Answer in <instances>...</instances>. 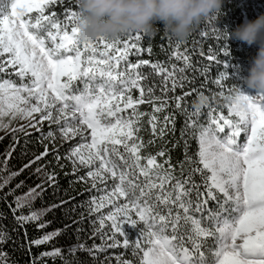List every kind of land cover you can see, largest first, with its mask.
Masks as SVG:
<instances>
[{
    "label": "snow or ice",
    "instance_id": "6c2138e0",
    "mask_svg": "<svg viewBox=\"0 0 264 264\" xmlns=\"http://www.w3.org/2000/svg\"><path fill=\"white\" fill-rule=\"evenodd\" d=\"M58 2L64 4V0H0V77H4L0 78V130L27 136L31 133L26 127L40 132L47 121L50 128L53 124L58 127L62 140L79 137L80 142L64 158L73 165V174L80 170L77 165L87 169L79 181L91 180L92 188L102 185L97 190L103 194L89 201V212L99 214L93 221V235L100 236L101 244L91 248L77 245L70 252L78 248L95 254L96 259L107 249H130L132 258L125 259L121 253L115 256L116 264H264V93L249 94L241 85H233L228 89L231 95L219 93L226 103L218 108L209 103L207 119L198 123L201 109L193 102L189 111L188 97L202 92L196 88L183 91L196 79L184 73L197 69L187 52L179 51L180 41L169 60H182L184 67L171 65L170 70L150 60L132 63L130 55L151 52L150 47L140 46V31L82 40L80 10L65 7L61 19L48 11ZM206 35L201 32V36ZM191 51L204 56L195 47ZM207 59L217 62L213 55ZM143 66L152 71L142 74ZM151 75L159 76V85L146 83ZM13 76L19 83L11 79ZM214 83L223 87L220 80ZM178 87L182 95L169 97L168 93H175ZM134 91H138L135 98ZM170 100L175 101L176 109L187 113L182 137L189 134L198 143V151L190 155L189 142L184 141L179 176L170 156L163 163L157 160L165 157L164 151L142 156L145 144L137 135L145 116L154 136L162 138L166 129L174 132L171 114L164 117L157 131L156 114L164 111ZM144 104L151 105L152 112H141ZM16 119L28 124L10 128ZM41 137V143L56 139L51 130L41 132ZM44 147L43 153L19 171L0 177V190L47 156L49 150ZM10 157L11 151L0 171H7ZM56 159L58 162L60 157ZM42 171L36 169L37 173ZM45 175L50 185L55 183V174ZM22 185L23 181L16 188ZM36 188L44 190L42 184ZM36 188L15 198L13 213L41 195ZM108 206L111 209L102 213ZM42 214L32 212L15 219L23 225L39 220ZM58 234H46L31 244H45ZM4 235L0 232V242H4ZM60 252H44L40 258ZM5 258L0 252V264H6ZM105 259L110 262L112 258Z\"/></svg>",
    "mask_w": 264,
    "mask_h": 264
},
{
    "label": "trees",
    "instance_id": "16d2710c",
    "mask_svg": "<svg viewBox=\"0 0 264 264\" xmlns=\"http://www.w3.org/2000/svg\"><path fill=\"white\" fill-rule=\"evenodd\" d=\"M65 7L79 10L76 0H64V4L58 2L48 11L56 12L63 19L62 12ZM261 14H264V0H224L220 15L209 17L196 28L187 40L182 41L179 51L181 53L186 51L190 57V63L197 69L195 73L190 69L184 73L189 79L193 76L196 79L193 84L186 85L183 91L196 88L210 98L212 107L218 108L226 103L224 98L219 95L220 92H223L225 96L231 95L232 93L228 89L232 88L233 85H241L243 90L246 89L241 78L247 75L251 60L258 52V45L248 46L246 43L228 38V36L245 19L254 20ZM156 28L157 30L154 33L141 32L140 46L145 49L150 47L151 52L144 51L140 55L132 54L129 56V60L132 63H137L140 60H150L153 63L161 62L170 70L171 65L184 67L182 60L177 61L175 57L169 60L170 54L176 50L177 40L167 33L163 25H157ZM201 32H207V35L201 36ZM194 47L197 49V53L202 51L204 56L193 54L191 50ZM209 55L215 56L217 62L209 61L207 59ZM121 67H123V64ZM151 71L149 66H143L140 69L142 74H148ZM11 79L19 83L15 76ZM215 80H220L223 87L214 83ZM146 83L159 85L160 78L158 75H151ZM159 94V91H157V95ZM133 95L134 98L138 96V91H134ZM180 95H182V90L179 87L175 93H168L169 97ZM196 97L195 93L188 97L189 111L193 110L192 103ZM181 104L183 107V101ZM139 110L150 113L152 112V106L144 104L140 106ZM223 110L227 115V108ZM208 111V107L201 109L202 114L198 117V123L205 122ZM169 114L174 117V132L166 129V134L162 138L154 136L151 126L148 124L149 118L145 116L140 123V131L137 135L145 144L141 151L142 156L156 155L157 152L164 151L166 153L165 157H157V160L163 163L164 159L170 156L171 164L177 165L175 175L179 176V162L184 160V141L188 140L189 142L188 152L190 155L198 151V143L197 139L189 134L182 137L181 131L185 129L187 113L176 109L174 100L169 101V106L164 111L156 114L159 118L157 131L162 126L164 117ZM192 119H197V117H192ZM17 127L19 126L12 128ZM171 127L170 124L169 128ZM53 128V125H51V128L48 125L43 126L41 131L38 132L35 129L26 127L25 131L31 133V135L26 136L23 132L13 134L10 130L0 135V137H3V139H0V169L4 168L6 154L11 151V157L7 161V171H0V177L3 178H7L10 172L19 171L25 164L43 153L45 145L49 150L47 156L25 169L0 190V232L5 234L4 242H0V252L6 254V264H34V261L36 264H116L115 256L121 253L124 254L125 259L132 258L131 250H125L122 247L107 249V251L98 254L96 259H93L95 254H90L78 248L76 251L70 252V249L77 245L91 248L93 244H101L100 236L93 235V221L97 219L99 214L89 212V201L92 197L98 198L103 193L97 190L100 188L99 186L92 188L91 184L78 180V177L83 176L84 171L79 170L73 174L72 164L64 158L66 154L62 148L52 149L50 147L51 142L48 139L43 140V143H41V132L45 134L49 130L53 132ZM225 131L227 132V129ZM223 135L221 134V137ZM13 136H15V139ZM149 140H153L154 143L149 144ZM57 155L60 157L58 162ZM167 167L168 165L165 164V168ZM184 167L187 168L188 165L185 164ZM37 168H42L43 171L37 173ZM46 173L55 174L54 184L50 185L48 183ZM21 181H23V185L16 188V185L20 184ZM41 184L43 185V191L36 188L37 185ZM34 188L41 195L25 202L21 208L13 213L12 209L16 208L15 198L24 196L30 189ZM13 189H15L14 192H12ZM6 194L8 195L5 199ZM62 201L67 203L62 204ZM53 205L59 206L52 207ZM110 209L111 206H108L101 211L106 214ZM32 212H43V214L39 220L28 221L23 225L17 223L15 217L27 216ZM41 224L46 226L40 227ZM105 231H108L107 227ZM56 232L59 234L53 236L45 244L39 246L31 244L32 241L41 239L46 234ZM129 238H133L131 232ZM118 239L122 238L118 237ZM108 242L111 243V241ZM30 244L31 247H29ZM55 249L61 250L60 255L40 258L41 253L52 252ZM105 257H111L112 259L109 262Z\"/></svg>",
    "mask_w": 264,
    "mask_h": 264
},
{
    "label": "clouds",
    "instance_id": "9594fccd",
    "mask_svg": "<svg viewBox=\"0 0 264 264\" xmlns=\"http://www.w3.org/2000/svg\"><path fill=\"white\" fill-rule=\"evenodd\" d=\"M224 0H78L81 12L80 38H116L126 32L154 33L163 25L177 41L187 40L202 22L222 12ZM228 38L248 46L258 45L243 85L255 93H264V14L254 20L245 19ZM210 98L201 93L194 101L202 109Z\"/></svg>",
    "mask_w": 264,
    "mask_h": 264
},
{
    "label": "rangeland",
    "instance_id": "374dc122",
    "mask_svg": "<svg viewBox=\"0 0 264 264\" xmlns=\"http://www.w3.org/2000/svg\"><path fill=\"white\" fill-rule=\"evenodd\" d=\"M247 93H249V94H253L252 93V91L251 90H249V89H244ZM54 115H55V113H54ZM6 122H7V119H6ZM28 124V121H26V120H20V119H16V120H13L12 121V123H11V125H10V128H12V127H14V126H20V125H27ZM49 126V124H48V122L47 121H45L44 123H43V126ZM53 126H54V128H53V132H54V134H55V136H56V139H55V141H54V143L53 142H51V148L52 149H63L64 151H65V154L67 155V153L69 152V150H70V148H72L74 145H76L77 143H79L80 142V139H79V137H77L76 139H74V140H70V141H64V140H62L61 138H60V132H59V129H58V127L55 125V124H53ZM38 127H39V125H38ZM31 129H33V128H31ZM8 130H10V129H5V130H0V135H2L3 133H5V132H7ZM244 139H245V137H244V135L242 134L241 135V142H243L244 141ZM77 167L78 168H80V170H83L84 171V173H83V176L85 175V173H86V171H87V169H84V168H82V167H80L79 165H77ZM72 168H73V165H72ZM91 184L92 185V182H91V180H88L87 181V184ZM97 186H99L100 188L102 187V185H99V184H97ZM111 186H112V182L111 181H109L108 182V187L109 188H111Z\"/></svg>",
    "mask_w": 264,
    "mask_h": 264
}]
</instances>
